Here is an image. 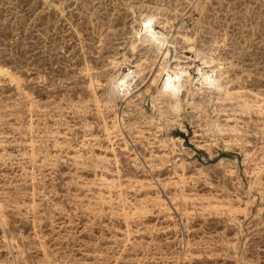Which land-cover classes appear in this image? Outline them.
<instances>
[{
	"label": "rangeland",
	"instance_id": "1",
	"mask_svg": "<svg viewBox=\"0 0 264 264\" xmlns=\"http://www.w3.org/2000/svg\"><path fill=\"white\" fill-rule=\"evenodd\" d=\"M0 264H264V0H0Z\"/></svg>",
	"mask_w": 264,
	"mask_h": 264
},
{
	"label": "bare ground",
	"instance_id": "2",
	"mask_svg": "<svg viewBox=\"0 0 264 264\" xmlns=\"http://www.w3.org/2000/svg\"><path fill=\"white\" fill-rule=\"evenodd\" d=\"M152 21L147 19L144 21L145 24V32L143 36L140 37L139 41L141 44H144L145 46L149 47V49H158L157 47L159 45H163V42L165 39L163 36L155 35L152 29ZM151 50V51H152ZM132 76V72L128 74H123L121 80L117 81V83H120L119 85H124L125 83L130 80V77ZM175 78L176 81L173 79ZM154 80V79H153ZM112 82V80L110 81ZM181 82H183L180 79L179 75H174V77H171L169 74H166V78L162 81L160 90H158V93L162 94L163 96L167 98L175 97V95L178 93L179 86L181 85ZM115 83V82H114ZM123 83V84H121ZM183 84V83H182ZM118 85V84H117ZM128 87V86H127Z\"/></svg>",
	"mask_w": 264,
	"mask_h": 264
}]
</instances>
